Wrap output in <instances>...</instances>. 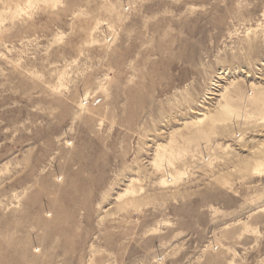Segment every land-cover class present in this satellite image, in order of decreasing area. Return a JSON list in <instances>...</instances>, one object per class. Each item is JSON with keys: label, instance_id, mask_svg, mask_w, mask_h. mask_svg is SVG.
Returning a JSON list of instances; mask_svg holds the SVG:
<instances>
[{"label": "rangeland", "instance_id": "374dc122", "mask_svg": "<svg viewBox=\"0 0 264 264\" xmlns=\"http://www.w3.org/2000/svg\"><path fill=\"white\" fill-rule=\"evenodd\" d=\"M0 264H264V0H0Z\"/></svg>", "mask_w": 264, "mask_h": 264}, {"label": "bare ground", "instance_id": "6f19581e", "mask_svg": "<svg viewBox=\"0 0 264 264\" xmlns=\"http://www.w3.org/2000/svg\"><path fill=\"white\" fill-rule=\"evenodd\" d=\"M38 252V251H37Z\"/></svg>", "mask_w": 264, "mask_h": 264}]
</instances>
